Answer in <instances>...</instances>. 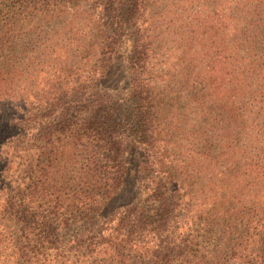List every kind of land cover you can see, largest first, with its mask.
I'll return each instance as SVG.
<instances>
[{"label":"trees","instance_id":"16d2710c","mask_svg":"<svg viewBox=\"0 0 264 264\" xmlns=\"http://www.w3.org/2000/svg\"><path fill=\"white\" fill-rule=\"evenodd\" d=\"M0 264H264V0H0Z\"/></svg>","mask_w":264,"mask_h":264},{"label":"rangeland","instance_id":"374dc122","mask_svg":"<svg viewBox=\"0 0 264 264\" xmlns=\"http://www.w3.org/2000/svg\"><path fill=\"white\" fill-rule=\"evenodd\" d=\"M85 111H86V110H83L84 113H85ZM83 112H82V113H83Z\"/></svg>","mask_w":264,"mask_h":264}]
</instances>
